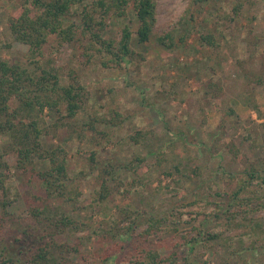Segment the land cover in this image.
Segmentation results:
<instances>
[{
  "label": "rangeland",
  "instance_id": "374dc122",
  "mask_svg": "<svg viewBox=\"0 0 264 264\" xmlns=\"http://www.w3.org/2000/svg\"><path fill=\"white\" fill-rule=\"evenodd\" d=\"M155 1L156 22L146 42L135 41L137 19L131 6L124 16L113 17L104 31L116 37L125 26L132 31L134 54L129 63L103 67L94 57L87 61L79 54L78 43L62 45L55 56L56 65L63 67V80L72 73L84 88L85 107L78 110L77 128L91 117L100 121L95 133H111L97 134L99 142L81 141L66 126L53 128L62 109L43 112L48 130L42 143L65 150L69 177L81 192L75 205L59 199L48 202L51 208L61 205L76 220V227L55 235L57 242L76 247L66 252L74 264H130L124 257L137 240L162 256L173 249L185 254L184 239L214 223L205 216L213 208L210 202L224 200L223 193L234 189L252 162L264 168V0L245 2L234 20L228 17L234 0ZM17 7V0H0V59L26 63L25 51L6 24ZM179 18L189 21V31L181 26L177 34L172 32L169 47L160 45L156 35L173 30ZM218 31L222 32L218 50L200 43L201 33ZM180 35H185L183 41ZM110 120L114 122L107 123ZM137 130L148 133L134 142L129 136ZM7 141L0 134V155ZM92 152L98 166L111 164L120 179L104 200L97 198L99 169L90 161ZM137 155L144 156L147 165L136 173L125 171L122 165ZM46 166L47 161L34 159L35 170ZM0 171L7 190L4 196L0 187V245L26 230L37 240L47 239L46 229L39 227L29 210L40 205L33 197L44 191L37 177L13 167ZM133 214L140 220L149 214L167 220L151 232L141 222L124 234L130 225L127 217ZM255 215L264 218V207ZM236 233L228 232L232 238L226 244L195 248L188 255L190 263L222 264L230 259L240 264V257L245 261L241 264L254 261L255 251L231 253L237 245ZM10 243L14 250L23 247V241Z\"/></svg>",
  "mask_w": 264,
  "mask_h": 264
},
{
  "label": "trees",
  "instance_id": "16d2710c",
  "mask_svg": "<svg viewBox=\"0 0 264 264\" xmlns=\"http://www.w3.org/2000/svg\"><path fill=\"white\" fill-rule=\"evenodd\" d=\"M208 0H193L194 3H205ZM250 0H234L231 6L229 20H234L239 15L245 2ZM16 13L6 20L7 27L14 42L18 43L25 51L26 63L20 59L17 62H9L0 59V134L7 136L4 144V152L0 155L1 169L13 167L16 170L37 177L41 184L43 194H35L33 200L40 202L39 206H30L31 216L37 219L39 227L47 231V239H35L30 230L23 231L19 238H10L8 244L0 245V264H74L67 257L66 252L76 250V247L63 242H57L55 235L60 234L66 228L76 227L73 219L65 208L57 205L51 208L49 201L61 200L63 203L75 205L81 192L69 177L67 157L65 150L59 146H44L41 136L47 131L45 125L44 110H52L60 113L53 122V128L66 126L69 134H76L78 140H96L97 134L110 136L107 130H99L100 121L89 117L88 121L77 128L75 118L78 110L85 107L83 87L80 86L77 76L70 73L68 80H63V67L56 65L55 56L59 47L64 44H79L82 46L79 54L85 60L91 57L101 62L103 67H121L129 63L134 54L131 47L132 31L127 27L120 29L119 36H106L110 20L113 17H122L127 8L132 10L137 19L135 31L137 43H144L153 32L156 22L155 0H17ZM189 21H177L173 30L163 34H157L160 45L169 47L173 43L172 32L178 33L177 28L186 25L189 31ZM218 36L211 32L201 33V44L219 49ZM185 35L178 36L183 41ZM52 39V42L50 41ZM53 44V46H52ZM9 46V44H8ZM52 46V47H51ZM78 55V53H77ZM67 119V121H64ZM113 123L110 120L107 123ZM91 131L90 136L87 131ZM147 131L137 130L130 135L132 141L138 142ZM95 153L90 155V161L96 169H99L97 180L99 188L96 191L97 198L104 200L111 192L110 187L117 188L119 177L115 175L114 166L111 164L98 166ZM47 161L46 168L35 170L34 159ZM254 163V164H253ZM146 166V158L137 155L134 159L122 165L125 171L136 173L141 167ZM179 165L175 164L176 171ZM182 175L186 173H181ZM2 171H0V187L2 195L7 196L6 188L2 183ZM225 194L224 200H214L210 204L213 208L205 213L213 219V225L207 228H197L196 235L185 238L187 251L180 255L176 249L167 255H160L157 250L142 244L141 240L132 243L133 251H127L124 260L130 264H191L188 255L193 253L200 245L209 249L214 242L226 244L228 232L238 230L234 239L236 247L231 253L240 256L241 253L255 251L256 259L249 264H264V218L255 215L264 207V168H259L256 162H252L242 171L239 183ZM215 193V195H223ZM27 202L30 201V197ZM7 199L3 198V206ZM128 215L130 211L124 209ZM204 213V211H202ZM139 218H143L139 213ZM133 214L127 219L130 225L125 227L124 234L129 229H135L146 224V232L157 230L164 221L165 216L149 214L144 220H140ZM246 236V239H243ZM218 240V241H217ZM16 241H23V247L14 250L9 245ZM213 243V244H212ZM209 246V247H208ZM260 250H259V249ZM256 250H258L256 252ZM251 253V252H250ZM249 254V253H248ZM239 262L245 263L243 258ZM222 264H239L226 259ZM248 264V263H246Z\"/></svg>",
  "mask_w": 264,
  "mask_h": 264
}]
</instances>
